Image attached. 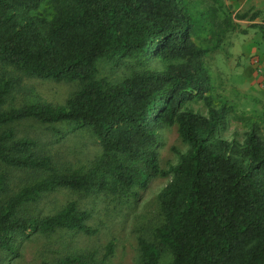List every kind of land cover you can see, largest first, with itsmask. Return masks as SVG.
<instances>
[{"label": "trees", "instance_id": "1", "mask_svg": "<svg viewBox=\"0 0 264 264\" xmlns=\"http://www.w3.org/2000/svg\"><path fill=\"white\" fill-rule=\"evenodd\" d=\"M260 13L223 0H0V63L9 67L0 71V261L34 235L95 232L75 200L34 213L44 194L126 196L170 176L157 195L161 223L138 237L139 264H161L164 251L168 264H264V127L252 121L242 140L224 138L230 106L212 104L215 56L230 33L247 32L242 20L264 39V23L254 21ZM104 58L129 63V74L99 79ZM24 77L80 88L63 104L16 106ZM190 102H203L206 114ZM26 120L58 137L65 132L55 125L85 128L100 153L85 170L58 167L37 138L18 135ZM173 124L187 150L164 169L158 130ZM14 170L25 173L16 185ZM110 252L108 245L99 261L92 252L66 253L52 264H106Z\"/></svg>", "mask_w": 264, "mask_h": 264}, {"label": "rangeland", "instance_id": "2", "mask_svg": "<svg viewBox=\"0 0 264 264\" xmlns=\"http://www.w3.org/2000/svg\"><path fill=\"white\" fill-rule=\"evenodd\" d=\"M44 7L47 8V5ZM232 7L235 11H242L233 5ZM259 18L260 16L254 21H259ZM249 23L248 20L240 21V27L247 29V32L230 33L223 44L222 52L215 56L212 65L217 85L212 104L217 107L224 101L230 106L227 114L228 127L220 135L239 141L252 121H258L264 127V120L261 118L264 114V100L254 94V88H249L255 84L254 76L259 75L253 62L254 58H259L257 55H246L254 45L251 43L254 33H261L249 28ZM254 43L264 50L263 38ZM127 64L116 67L112 61L101 59L98 62L97 77L107 83L118 82L129 74L130 65ZM156 65L160 66L158 63ZM6 68L9 67L0 63V71ZM22 84L24 90L17 95L14 103L16 106L36 101L63 104L80 88L77 81L55 82L34 77H24ZM187 107L203 114L207 112L203 102H190ZM55 127L63 130L65 134L58 137L48 126L32 120L23 121L16 126L18 135L37 138L58 167L85 170L91 166L101 150L97 139L87 129L75 128L72 124H58ZM158 135L159 164L167 169L169 165L176 163L178 153L187 150V145L182 142L176 124L162 127L158 130ZM11 173L14 185L19 184V179L25 176L23 171L14 170ZM169 180L170 176H157L145 188L135 187L126 196H116L110 192L79 194L65 188L46 193L33 205L34 213L52 214L69 200H75L80 208L90 212L87 223L95 232L85 234L59 230L48 235H34L20 243L18 256L5 257L0 264H52L58 257L72 252H92L99 261L106 253L108 245L111 252L105 258L106 264H139L138 237L149 236L153 228L161 223L157 195ZM2 255L0 253V259ZM170 259V253L164 251L161 264H168Z\"/></svg>", "mask_w": 264, "mask_h": 264}, {"label": "crops", "instance_id": "3", "mask_svg": "<svg viewBox=\"0 0 264 264\" xmlns=\"http://www.w3.org/2000/svg\"><path fill=\"white\" fill-rule=\"evenodd\" d=\"M224 1L226 3L232 4L236 9L242 11L261 10V13L259 15L260 18L258 22L264 23V0H224ZM254 32H256V30H254ZM260 37L261 35L259 33L256 34L254 33L252 37L254 39L251 40V43H253L254 45L251 46V48L249 49V54L246 55L247 57L248 56L251 57L252 55H257L260 63L262 62L264 64V50L258 48L254 43L256 40L262 38ZM253 80H255V84L253 86H250L249 88H254L255 90L254 94L258 95L259 98L264 100V73L262 75L259 74L254 76Z\"/></svg>", "mask_w": 264, "mask_h": 264}, {"label": "built area", "instance_id": "4", "mask_svg": "<svg viewBox=\"0 0 264 264\" xmlns=\"http://www.w3.org/2000/svg\"><path fill=\"white\" fill-rule=\"evenodd\" d=\"M253 62L255 63V67L257 72L262 75L264 73V68L262 67V65L260 64L259 60L254 58Z\"/></svg>", "mask_w": 264, "mask_h": 264}]
</instances>
